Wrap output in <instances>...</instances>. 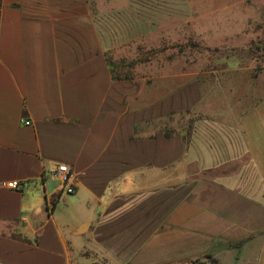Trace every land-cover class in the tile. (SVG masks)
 <instances>
[{
    "label": "crops",
    "instance_id": "obj_1",
    "mask_svg": "<svg viewBox=\"0 0 264 264\" xmlns=\"http://www.w3.org/2000/svg\"><path fill=\"white\" fill-rule=\"evenodd\" d=\"M70 20L0 0V264H264V101L216 110L193 76L138 99ZM176 110L210 122L166 137Z\"/></svg>",
    "mask_w": 264,
    "mask_h": 264
},
{
    "label": "rangeland",
    "instance_id": "obj_2",
    "mask_svg": "<svg viewBox=\"0 0 264 264\" xmlns=\"http://www.w3.org/2000/svg\"><path fill=\"white\" fill-rule=\"evenodd\" d=\"M34 1L94 27L114 75L126 77L138 99L148 89L152 101L169 95L193 76L209 87L216 110L227 101L240 108L264 101V0ZM206 122L176 110L166 130L189 141Z\"/></svg>",
    "mask_w": 264,
    "mask_h": 264
},
{
    "label": "built area",
    "instance_id": "obj_3",
    "mask_svg": "<svg viewBox=\"0 0 264 264\" xmlns=\"http://www.w3.org/2000/svg\"><path fill=\"white\" fill-rule=\"evenodd\" d=\"M25 124H29V121H24ZM51 177L58 181L60 186V192L66 194H72L75 192V185L72 180V173L69 166L65 164H59L51 172ZM6 187L14 190H20L24 183L18 180H11L5 183Z\"/></svg>",
    "mask_w": 264,
    "mask_h": 264
},
{
    "label": "trees",
    "instance_id": "obj_4",
    "mask_svg": "<svg viewBox=\"0 0 264 264\" xmlns=\"http://www.w3.org/2000/svg\"><path fill=\"white\" fill-rule=\"evenodd\" d=\"M107 60V59H106ZM108 62V61H107ZM108 65L110 66V68H111V71H112V75H113V77H114V79H126V77H118V76H116V75H114V71H113V66H112V64L110 63V62H108ZM164 131V135L166 136V137H169V136H171L174 132H170V131H168V130H166V129H164L163 130ZM243 242L244 241H237V242H228L227 244H226V246H228V247H234V248H239L242 244H243Z\"/></svg>",
    "mask_w": 264,
    "mask_h": 264
}]
</instances>
